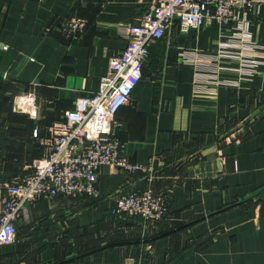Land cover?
<instances>
[{
  "label": "crops",
  "instance_id": "crops-1",
  "mask_svg": "<svg viewBox=\"0 0 264 264\" xmlns=\"http://www.w3.org/2000/svg\"><path fill=\"white\" fill-rule=\"evenodd\" d=\"M151 1L0 0V212L6 186L48 153ZM73 15L88 23L71 40L60 24ZM239 15L242 28L212 18L183 31L176 20L151 43L116 114L122 151L149 170L104 164L96 195L36 199L0 264H264V3ZM150 185L167 197L165 218L113 212L120 194Z\"/></svg>",
  "mask_w": 264,
  "mask_h": 264
},
{
  "label": "built area",
  "instance_id": "built-area-1",
  "mask_svg": "<svg viewBox=\"0 0 264 264\" xmlns=\"http://www.w3.org/2000/svg\"><path fill=\"white\" fill-rule=\"evenodd\" d=\"M262 3L264 0H152L140 13L138 22L129 27L127 46L110 58L97 90L78 96L74 107L65 112L60 128L49 139L48 153L34 158L30 173L6 186L0 212V245L16 240L17 222L27 215L29 205L36 199L96 195L102 165H114L129 173L149 170L122 151V141L116 134V114L130 101L143 76L151 43L162 38L176 20L183 31L201 27L212 18L218 19L222 28L236 23L242 28L240 12L246 17ZM87 23L85 17L73 15L60 24V30L66 38L76 39ZM219 52L238 55L244 66L251 64L245 55L228 45H222ZM35 100L34 93L25 95V107L30 114L36 111ZM169 210L167 197L150 185L144 191L120 194L113 212L130 218L161 220Z\"/></svg>",
  "mask_w": 264,
  "mask_h": 264
}]
</instances>
